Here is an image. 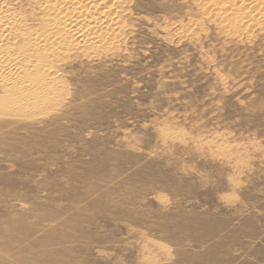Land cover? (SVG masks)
<instances>
[{"label": "rangeland", "instance_id": "rangeland-1", "mask_svg": "<svg viewBox=\"0 0 264 264\" xmlns=\"http://www.w3.org/2000/svg\"><path fill=\"white\" fill-rule=\"evenodd\" d=\"M257 1L120 0L101 43L19 59L0 264H264Z\"/></svg>", "mask_w": 264, "mask_h": 264}, {"label": "bare ground", "instance_id": "bare-ground-1", "mask_svg": "<svg viewBox=\"0 0 264 264\" xmlns=\"http://www.w3.org/2000/svg\"><path fill=\"white\" fill-rule=\"evenodd\" d=\"M18 1L24 7L11 10L8 0H0V87L5 93L9 91L4 96L6 98H3L6 100L5 106L9 107L15 102L18 104L28 98L21 92L13 93L14 88L26 81V74L23 73L22 67L20 68L19 61L23 55L25 58L29 52L31 55V52L47 50L49 46L52 51H61L69 46L90 48L101 43L104 41V35L98 31L99 27L107 26L106 24L113 29L116 27L114 26L116 20L112 19L114 12L111 10L116 3H120V0ZM212 2L217 8L225 7L226 10L229 7L237 9L252 4L255 7L259 5L257 0H212ZM259 6H261L259 9H262V5ZM93 7L94 9L91 10ZM64 9H67L66 12ZM245 12L248 14L247 11ZM58 40L60 42H57ZM50 56L55 57V52L52 54L48 52L46 58ZM3 107L1 104V113L9 110V107L8 109Z\"/></svg>", "mask_w": 264, "mask_h": 264}]
</instances>
